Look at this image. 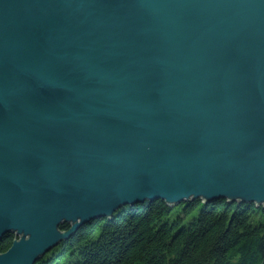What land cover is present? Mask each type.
<instances>
[{
	"label": "water",
	"instance_id": "obj_1",
	"mask_svg": "<svg viewBox=\"0 0 264 264\" xmlns=\"http://www.w3.org/2000/svg\"><path fill=\"white\" fill-rule=\"evenodd\" d=\"M218 200L264 207V0H0V264Z\"/></svg>",
	"mask_w": 264,
	"mask_h": 264
},
{
	"label": "trees",
	"instance_id": "obj_2",
	"mask_svg": "<svg viewBox=\"0 0 264 264\" xmlns=\"http://www.w3.org/2000/svg\"><path fill=\"white\" fill-rule=\"evenodd\" d=\"M15 237L0 241V253ZM35 264H264V207L224 200L126 206L91 221Z\"/></svg>",
	"mask_w": 264,
	"mask_h": 264
},
{
	"label": "rangeland",
	"instance_id": "obj_3",
	"mask_svg": "<svg viewBox=\"0 0 264 264\" xmlns=\"http://www.w3.org/2000/svg\"><path fill=\"white\" fill-rule=\"evenodd\" d=\"M197 213H198V211H195V212L193 213V215H194V214H197ZM193 215H190L189 217H187V218L184 220V223H185V224L189 223Z\"/></svg>",
	"mask_w": 264,
	"mask_h": 264
}]
</instances>
